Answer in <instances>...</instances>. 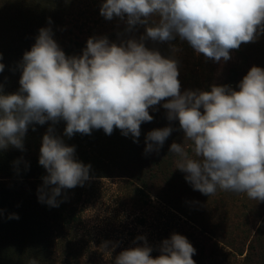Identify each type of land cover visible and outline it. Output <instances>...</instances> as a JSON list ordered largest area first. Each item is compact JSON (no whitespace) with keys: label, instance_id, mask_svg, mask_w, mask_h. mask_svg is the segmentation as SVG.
<instances>
[{"label":"clouds","instance_id":"clouds-1","mask_svg":"<svg viewBox=\"0 0 264 264\" xmlns=\"http://www.w3.org/2000/svg\"><path fill=\"white\" fill-rule=\"evenodd\" d=\"M100 14L126 19L129 31L144 25L146 35L119 45L90 37L82 55L69 57L50 27L39 29L19 64V90L3 94L0 89V149L23 150L29 125L61 120L67 137L93 129L111 135L119 129L137 142L142 123L153 120L149 109L166 100L167 119L178 120L184 133V142H173L169 151L193 189L208 197L219 189L264 202V68L252 66L239 90L212 85L210 91L182 93L177 60L144 43L145 38L166 42L178 36L206 59L228 61L231 50L264 33V0H104ZM4 67L0 63V72ZM172 131L171 126L149 131L145 153L159 152ZM39 164L47 175L38 199L50 207L59 206L62 189L89 180L91 166L75 158L74 146H67L53 127L43 135ZM136 241L144 243L122 250L114 264H196V249L181 234L164 239L156 257L145 237ZM28 264L39 262L31 258Z\"/></svg>","mask_w":264,"mask_h":264},{"label":"rangeland","instance_id":"rangeland-1","mask_svg":"<svg viewBox=\"0 0 264 264\" xmlns=\"http://www.w3.org/2000/svg\"><path fill=\"white\" fill-rule=\"evenodd\" d=\"M92 2L100 5L104 0H80L78 12L85 13ZM71 3L72 0H0V63L5 65L4 73L22 60L23 41L48 27L49 15L64 22L62 30L69 34L77 11ZM94 17L91 20H96V15ZM117 20V17L112 20L103 17V23L93 34L109 37L108 40L117 45L146 35L144 25L133 26L129 31L126 19ZM144 43L163 57L177 60L182 93L210 91L212 85H228L239 90V82L252 66L264 68V33L259 34L255 42L242 43L239 49L231 50V58L220 62L197 54L178 36L166 42L145 38ZM165 102L149 109L153 118L156 114L167 116L162 106ZM99 131L107 138L106 145L101 146L102 153L78 160L91 166L89 176L94 177H89L83 186L70 189L76 221L70 240L65 244L66 256L60 260L63 264H114L122 250L143 245L144 241L133 243L138 236L146 238L153 248L151 255L156 257L160 255L162 241L173 233L185 236L196 249L193 256L196 264H264V202L251 200L243 193L218 189L214 196L208 197L194 190L185 180V173L174 172L176 167L172 163L176 165L177 159L174 160L176 156L169 151L174 141L168 139L165 150L156 158H161V168L166 172L165 184L156 180L152 188L143 187L128 174H136L144 168L145 161L139 152L146 147L147 129L141 130L140 136L135 138L137 142L129 138L131 134L122 135L119 129H114L111 135L105 134L103 129ZM177 138L176 143L184 142L180 128ZM103 167L109 169H99ZM7 199L11 198L4 197L0 191V208L14 214L18 210L16 202ZM21 231L9 228L5 233L7 237L2 234L5 237L2 241L11 245L1 252L6 257L1 258L0 264H28L31 258L37 259L39 264H49L44 251L27 248L26 231ZM105 241L110 242L107 249L101 247Z\"/></svg>","mask_w":264,"mask_h":264},{"label":"trees","instance_id":"trees-1","mask_svg":"<svg viewBox=\"0 0 264 264\" xmlns=\"http://www.w3.org/2000/svg\"><path fill=\"white\" fill-rule=\"evenodd\" d=\"M79 2L80 0H72L71 3L72 6H76L77 11L72 19L68 35L64 34L66 30H62L64 22L57 21L53 15H49L47 18L48 27L51 26L53 39L64 51L65 55L69 57L82 55L90 37H101L94 35L93 31L103 23L101 22L103 16L100 14L102 4L95 5V2H92V6L89 5V9L82 13L78 12ZM95 15L96 20H91L95 18ZM49 19L51 23H49ZM120 21L121 19L118 18L117 22ZM37 36L27 37L23 41L25 44L23 54L31 50ZM21 61L18 60L15 63L16 65L6 72L7 74L0 72V89H2L3 94H11L19 90V79L21 76L19 64ZM159 112L163 113V110ZM149 113L151 112L149 111ZM153 122L154 125H152V121L142 123L141 130L146 131L147 129L145 133L147 134L153 129L171 126L173 131L167 139L168 141H178L177 131L180 128L178 120L169 121L167 116L156 114ZM49 127L54 128V134L59 136L67 146H74L77 160L87 159L93 154L100 155L102 153L101 146L106 145L107 138L104 133L97 129H93L91 134L76 133L72 137L65 136L66 122L61 120L55 125L51 121L46 122L44 125H29L23 139V150L11 145L7 149H0V191L4 197L11 198L7 199V201L16 202L18 210L14 211V214L19 216V219L11 220L9 218L12 215L11 210L0 208V260L6 257L1 252L11 245L5 243L6 241H2V238L5 239L8 236L5 233H7L9 228H15L20 232H22V229L25 230L27 248L44 251L49 264H63L60 260L66 256L67 247L65 244L70 240L73 223L76 221V208L73 205L70 189H62L61 195L57 197L58 207H50L46 203L39 202L38 199V189L43 186L42 178L47 175L46 169L39 164L40 148L43 135L46 134ZM129 138L133 139L131 136ZM165 143L154 156L146 154L145 149L139 152L140 158L145 161L144 168L137 171L136 174L131 173L128 175L137 180L141 186L150 189L152 188L151 184L156 180H159L161 184H165L166 179L164 177L166 172L161 168V158L156 160L157 157L161 156L162 151L165 150ZM176 159L177 157L174 160ZM172 166L176 167L174 161ZM99 169L108 170L109 168L103 167ZM178 171L180 170H174L175 173H178ZM137 191L143 193L142 191ZM2 234H5V237ZM20 248L23 249V246Z\"/></svg>","mask_w":264,"mask_h":264}]
</instances>
